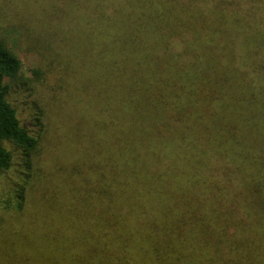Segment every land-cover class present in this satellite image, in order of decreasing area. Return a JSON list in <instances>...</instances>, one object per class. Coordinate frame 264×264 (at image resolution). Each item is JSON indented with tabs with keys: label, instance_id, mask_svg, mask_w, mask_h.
Instances as JSON below:
<instances>
[{
	"label": "trees",
	"instance_id": "1",
	"mask_svg": "<svg viewBox=\"0 0 264 264\" xmlns=\"http://www.w3.org/2000/svg\"><path fill=\"white\" fill-rule=\"evenodd\" d=\"M0 2L61 59L71 142L22 126L43 73L0 38V176L71 161L0 197V264H264V0Z\"/></svg>",
	"mask_w": 264,
	"mask_h": 264
},
{
	"label": "rangeland",
	"instance_id": "2",
	"mask_svg": "<svg viewBox=\"0 0 264 264\" xmlns=\"http://www.w3.org/2000/svg\"><path fill=\"white\" fill-rule=\"evenodd\" d=\"M0 14V38L9 43L11 49L19 55L24 72L29 73L30 70L37 69L43 73L40 79L29 76L30 81L26 87L13 85L8 100L17 111L22 126L34 137L42 139L40 144L42 150L46 153L58 154L63 150L64 145L67 149L71 143L70 141L64 142L70 126L68 104L66 108L67 98L70 96L69 83L66 80H61V82L59 80L56 83L61 75V72L56 71L61 59L59 56L57 59L48 56L43 49H36V42L28 38L25 31L19 30L16 26L18 24L11 22L13 19L1 7ZM55 98H63L65 103L62 108L60 99L55 100ZM80 147L82 148L81 145ZM69 152L66 151L64 156L54 157L45 163H42L41 156L35 153L34 162L28 169L25 164L26 158L14 149L16 157L13 169L0 176V197H5L8 190L11 191L17 185L25 186L28 183L29 186L34 179L42 177L43 172L46 175L58 172L65 174L66 166L68 169L71 166L68 164L71 162ZM66 161L68 165L64 164ZM27 177L31 178L26 183Z\"/></svg>",
	"mask_w": 264,
	"mask_h": 264
}]
</instances>
